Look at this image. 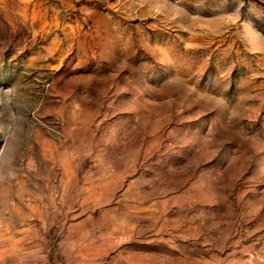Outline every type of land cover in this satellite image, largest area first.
Wrapping results in <instances>:
<instances>
[{
	"label": "rangeland",
	"instance_id": "374dc122",
	"mask_svg": "<svg viewBox=\"0 0 264 264\" xmlns=\"http://www.w3.org/2000/svg\"><path fill=\"white\" fill-rule=\"evenodd\" d=\"M0 264H264V0H0Z\"/></svg>",
	"mask_w": 264,
	"mask_h": 264
}]
</instances>
